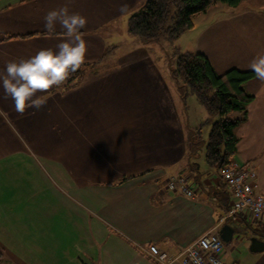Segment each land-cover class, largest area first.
<instances>
[{"label": "crops", "instance_id": "obj_1", "mask_svg": "<svg viewBox=\"0 0 264 264\" xmlns=\"http://www.w3.org/2000/svg\"><path fill=\"white\" fill-rule=\"evenodd\" d=\"M145 1L71 0L70 11L88 20L81 29L85 76L69 91L38 93L47 98L41 109L21 116L0 87V248L7 263L157 264L149 245L177 255L228 223L245 235L225 244L223 262L264 264V251L250 250L264 221L248 210L225 218L230 188L220 171L190 158L193 141L176 97L182 92L153 58L162 42L128 33L130 16ZM66 2L0 0V71L10 60L55 50L64 32L57 24L48 33L44 16ZM213 5L195 51L219 74L253 71L250 62L264 53V0ZM9 35L17 38L5 40ZM245 89L255 99L235 130L234 161L255 170V190L264 196V83L255 77ZM173 176L195 195L170 190Z\"/></svg>", "mask_w": 264, "mask_h": 264}, {"label": "trees", "instance_id": "obj_2", "mask_svg": "<svg viewBox=\"0 0 264 264\" xmlns=\"http://www.w3.org/2000/svg\"><path fill=\"white\" fill-rule=\"evenodd\" d=\"M237 7L242 0H218ZM217 0H146L128 20V33L151 43L164 39L173 41L185 31L193 29L194 18L206 13ZM24 37V36H21ZM17 38L6 36L5 40ZM73 73L59 88L69 91L79 85L85 76V67ZM172 76L186 94L192 93L205 105L211 118L210 130L205 141L204 161L208 167L221 171L238 153L239 138L236 128L248 119V106L255 96L245 89V84L256 76L251 70L232 68L219 74L209 58L200 52L179 53ZM190 155H197V142L193 141ZM198 158V157H197ZM198 166L197 163H193ZM124 178L123 180H126ZM264 239V234L261 235ZM5 255L0 248V264Z\"/></svg>", "mask_w": 264, "mask_h": 264}, {"label": "clouds", "instance_id": "obj_3", "mask_svg": "<svg viewBox=\"0 0 264 264\" xmlns=\"http://www.w3.org/2000/svg\"><path fill=\"white\" fill-rule=\"evenodd\" d=\"M71 0L48 11L44 16V28L48 33L56 30L59 24L64 32V39L52 48H42L27 59L10 60L5 69L0 71V87L3 99L14 102L15 111L21 116L29 108L41 109L47 98L38 93H47L61 87L67 79L77 72L85 62L88 45L81 29L88 23L87 17L70 11ZM126 5L121 6V11ZM249 67L256 78L264 83V53H258ZM193 264H202L201 259L192 253Z\"/></svg>", "mask_w": 264, "mask_h": 264}, {"label": "built area", "instance_id": "obj_4", "mask_svg": "<svg viewBox=\"0 0 264 264\" xmlns=\"http://www.w3.org/2000/svg\"><path fill=\"white\" fill-rule=\"evenodd\" d=\"M220 174L233 196L232 206L225 218L248 210L255 220L264 221V196L256 192L253 184L256 177L255 170L240 166L233 160L220 171ZM168 187L170 190L181 192L188 197L195 195L193 189L182 177H171ZM225 244L217 230L202 235L177 255L162 249L156 243L149 245L148 252L157 264H193L192 253H196L202 264H225L221 258Z\"/></svg>", "mask_w": 264, "mask_h": 264}, {"label": "rangeland", "instance_id": "obj_5", "mask_svg": "<svg viewBox=\"0 0 264 264\" xmlns=\"http://www.w3.org/2000/svg\"><path fill=\"white\" fill-rule=\"evenodd\" d=\"M210 8H214V5H211ZM211 18L212 14L210 15V13L207 15H205V13L204 15H197L194 18V24L196 26L194 29L185 31L173 41L164 39L161 43V47H159L157 50L154 48L155 52H153V58L156 59L158 63L162 65V67L167 68L170 84L176 85V87L182 92V99L178 95L176 97H178V101H182L183 110L185 112L183 119L184 126L192 141L197 142V157L198 161L200 162H204V143L208 138L210 130L207 120L211 118V116L208 113L205 105H203L194 94H186L182 89L179 88L177 81L172 76V69L175 68L176 59L179 53H196L195 49L201 40V33L203 31L202 29ZM240 241H238L239 245ZM236 242L237 241L233 239L230 243L226 244H232ZM3 264L9 263H7L4 259Z\"/></svg>", "mask_w": 264, "mask_h": 264}, {"label": "water", "instance_id": "obj_6", "mask_svg": "<svg viewBox=\"0 0 264 264\" xmlns=\"http://www.w3.org/2000/svg\"><path fill=\"white\" fill-rule=\"evenodd\" d=\"M219 234L225 243H230L234 239V235L244 236L245 232L237 225L224 224L219 230ZM250 250L255 253L264 251V240L257 236L250 238Z\"/></svg>", "mask_w": 264, "mask_h": 264}]
</instances>
